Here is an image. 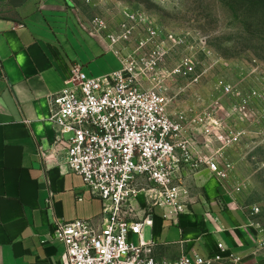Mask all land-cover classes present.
<instances>
[{"label": "crops", "instance_id": "obj_1", "mask_svg": "<svg viewBox=\"0 0 264 264\" xmlns=\"http://www.w3.org/2000/svg\"><path fill=\"white\" fill-rule=\"evenodd\" d=\"M12 1L0 14V264H66L55 224L99 226L104 217L101 200L64 163L67 135L55 141L49 96L74 65L99 77L118 71L120 57L74 0ZM181 167L189 199L175 221L148 207L143 191L132 199L133 220L151 209L153 224L141 235L150 256L157 263L219 256L212 264H264V238L248 210L205 165ZM131 241L139 243L136 235Z\"/></svg>", "mask_w": 264, "mask_h": 264}, {"label": "rangeland", "instance_id": "obj_2", "mask_svg": "<svg viewBox=\"0 0 264 264\" xmlns=\"http://www.w3.org/2000/svg\"><path fill=\"white\" fill-rule=\"evenodd\" d=\"M74 1L141 88L167 96L192 158L215 161L264 238V0Z\"/></svg>", "mask_w": 264, "mask_h": 264}, {"label": "built area", "instance_id": "obj_3", "mask_svg": "<svg viewBox=\"0 0 264 264\" xmlns=\"http://www.w3.org/2000/svg\"><path fill=\"white\" fill-rule=\"evenodd\" d=\"M120 62L118 71L99 77H87L74 65L65 86L49 96L55 141L67 135L64 163L101 200L104 217L99 226L80 219L57 222L53 237L64 247L66 264H212L219 256L157 263L141 236L153 224L151 209L132 219V199L141 190L148 207L161 208L163 218L175 221L189 199L181 166L195 170L202 162L192 158L181 122L168 113L167 96L141 88L130 57ZM181 68L192 71L190 62ZM204 163L223 176L214 160ZM142 180L150 187L139 188ZM258 246L264 248L263 239Z\"/></svg>", "mask_w": 264, "mask_h": 264}]
</instances>
